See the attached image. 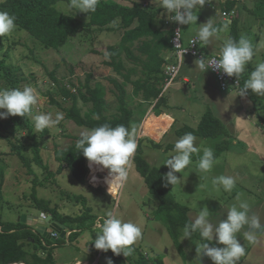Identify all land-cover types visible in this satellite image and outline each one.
Here are the masks:
<instances>
[{
  "label": "rangeland",
  "instance_id": "rangeland-1",
  "mask_svg": "<svg viewBox=\"0 0 264 264\" xmlns=\"http://www.w3.org/2000/svg\"><path fill=\"white\" fill-rule=\"evenodd\" d=\"M118 1L130 5L132 0ZM234 1L236 2L232 15L234 22L222 16L223 11H227V0H206L202 8L198 6V19H204L202 23L212 19L223 42L229 38L238 40L241 35L249 38L253 44L264 39V0ZM208 2L210 6L207 7ZM148 3L150 6L159 7L158 1L153 3L152 0H148ZM69 5L70 0H62L57 7L65 14L77 15L86 21L89 19L86 13L77 12ZM143 5L145 6V2ZM198 19L196 24L184 25L182 32L184 34L192 33L193 30L198 32L200 25ZM122 33L94 29L88 33H80L58 50L44 48L25 31L20 33L15 29L10 35L5 36L3 51L9 49L6 62L14 65V73L19 84L15 87L12 81H8L2 69L0 89H22L25 85H30L37 88L41 98L37 105L33 106L32 115L25 116L31 126V132L28 128L16 126L11 121L12 116L0 119V184L3 181L0 221L17 223L25 215L40 217L42 213L35 201L36 195L38 199L46 200L48 206L56 209L63 217L65 215L78 217L85 213L88 207L93 210V218L82 228L75 229L78 234L70 238L69 242L68 239L59 238V243L54 249V256L59 264H80L79 261L92 262L96 259L98 264H107L109 259L114 264L111 250L107 252L97 250L93 243L100 232L99 227H96L97 222L106 218L109 212L118 214L124 221L137 223L142 228V239L133 245L134 251L129 255L131 264H139L141 254L145 258H160L164 264H213L209 257L197 252L202 243L193 234L188 239H185L184 233L182 234L180 244L183 253L180 251L179 244L169 233L167 223L157 218L155 205L151 202L157 200L149 193L144 178L138 173L135 164L130 169L121 192L120 190L108 192V185L105 183L108 170H102L100 166L91 168V177L96 178L91 182L94 187L89 182V174L84 184L80 183L66 167L61 174H57L60 163L55 160V151L71 146L75 138L85 130L65 119L64 108L71 107L72 103L64 100L60 88L64 86L75 93L76 88H82L91 75L92 87L102 83L106 88L108 115L117 114V91L109 78H117L120 81L122 78L104 62L108 60L106 55L108 47L118 45ZM189 57L193 58L190 55L183 57L182 67ZM124 60L130 67L129 61L126 58ZM174 60L175 64H178V58ZM260 62H264V50L254 55L241 76L249 79L250 73ZM200 73H194L196 76L188 85L183 82V71L180 76L178 75L167 94L169 100L170 98L175 100L176 106L170 109L174 113H194V116L200 112L204 114L210 109L217 116L219 111L216 113V104L224 105L226 113L221 112L225 116L224 122L230 133V146L208 172L199 171V160L191 159V164L182 173L176 174L183 177L180 183L175 186L169 185L172 195L176 202L189 209L191 221L206 206L211 213L210 222L216 225L226 218L227 211L233 204L239 203L236 196L242 193L241 199L250 205L249 215L260 216L261 224L264 225V95L253 94L250 90L244 97H240V92L237 91L224 92L210 72ZM185 88L190 92V102L184 99ZM127 92L128 105L136 111L130 130L134 131L138 144H141L145 160L151 167H156L166 174L169 169L164 163L175 155L174 149L166 150V147L175 145L181 138L175 134V129L179 127L176 126L161 141L163 148H154L152 142L159 143L163 135L168 133L170 126H162L160 119L164 116L153 115L151 107L147 104L140 106L141 101L132 98V85L127 86ZM54 101L62 107L55 105ZM78 105L83 112L91 106L85 105L82 101ZM49 112L53 114L61 112L64 119L53 128L37 132L32 116ZM17 117L20 120L25 118ZM164 123L166 124L165 121ZM189 126L194 125L190 123ZM220 140L198 138L200 152L197 155L201 156L205 148L214 151ZM35 145L40 149L46 169L40 167L34 159ZM16 147H21V154L29 162L30 168L22 162ZM99 172L101 176L98 175ZM221 175L236 178V186L231 192L224 191L222 186L218 188L212 184V179ZM109 194L113 198L108 196ZM78 196H83L87 202L77 199ZM66 227L72 228L70 223ZM246 231H255L258 243L253 244L245 240L243 233ZM237 235L246 248V255L240 258L238 264H264V229L253 230L245 226ZM211 245L223 247L217 245L215 240Z\"/></svg>",
  "mask_w": 264,
  "mask_h": 264
},
{
  "label": "trees",
  "instance_id": "trees-1",
  "mask_svg": "<svg viewBox=\"0 0 264 264\" xmlns=\"http://www.w3.org/2000/svg\"><path fill=\"white\" fill-rule=\"evenodd\" d=\"M60 1L62 0H3L0 2V11H7L14 15L16 29L20 33L25 31L48 50H58L80 33H88L94 29L123 32L120 43L108 47V60L104 62L122 78V81L109 78L117 91V114L108 115L106 88L102 83H97L92 87L90 85L91 75H89L86 83L82 85V88H76L75 93L64 86L60 88L64 100L72 103L71 107L64 108L65 119L85 129H92L107 123L112 127L122 124L130 130L136 111L128 105L127 86L129 84L133 86L132 98H138L141 101L140 106L147 104L152 108L154 115L161 114L162 107L167 105V99L163 93L166 78L164 66L168 63L175 64L174 59L176 58V49L172 43L174 30L166 25L168 14L160 7L150 5L145 7L143 3L148 0H132L130 5L122 4L118 0H99L96 11L85 14L89 17L86 21L80 16L68 15L60 11L57 7ZM229 2L230 0L227 3ZM234 6L235 1H232L227 7V12L233 11ZM4 39L5 36L0 37V70L3 69L6 79L12 81L17 87L19 80L14 73V65L6 62L9 49L3 51ZM124 58L129 61L130 67L127 66ZM133 76L137 78L134 79ZM54 80L58 82L56 78ZM239 80L241 90L245 79L240 75ZM80 101L91 106L83 112L78 105ZM53 103L62 107L56 101ZM11 121L19 128H28L30 132L32 131L27 117L20 120L17 116H12ZM188 132L204 140L221 139L214 148L215 161L229 150L230 133L227 126L210 109L202 115L196 127L186 125L175 129V134L179 137ZM79 138L80 136L75 138L74 143L68 148L57 149L55 160L60 163L57 174H61L66 167L80 183L84 184L87 181L89 170L88 161L84 158L82 151L75 147ZM152 144L154 148H163L161 142L153 141ZM16 149L22 162L30 168L29 162L21 154V147H16ZM34 149L36 163L46 169L40 149L37 145ZM170 149H174V145L166 147V150ZM199 158L200 156L193 154L191 159L199 160ZM133 164L144 178L149 193L158 201L155 209L157 218L167 223L171 237L176 240L183 253L180 238L184 233L185 225L191 222L189 209L176 202L169 185L164 187L165 182L162 177L165 173L156 167H151L145 160L140 143L133 157ZM2 184L3 181L0 184V197H2ZM34 197L42 214L51 216L52 221H58L65 226L68 223L71 224L72 228L66 227L71 231L69 239L78 234L75 229L85 226L94 216L91 207H88L85 213L78 217L69 215L63 217L56 209L50 208L46 200L38 199L36 195ZM76 198L84 203L87 202L83 196ZM34 230L21 221L17 223L0 221V264H58L54 249L59 239L57 243H53ZM192 234L202 244L211 243L202 240L199 232ZM113 257L114 264H131L132 262L130 256L126 258L122 253L119 256L113 254ZM140 257L139 264H164L160 258H145L142 254Z\"/></svg>",
  "mask_w": 264,
  "mask_h": 264
},
{
  "label": "clouds",
  "instance_id": "clouds-1",
  "mask_svg": "<svg viewBox=\"0 0 264 264\" xmlns=\"http://www.w3.org/2000/svg\"><path fill=\"white\" fill-rule=\"evenodd\" d=\"M152 2L156 3L157 0ZM98 3L99 0H70L69 7L77 12L88 14L96 11ZM158 3L159 7L168 14L170 21L179 25H193L197 23L198 6L202 8L206 0H158ZM15 20L14 15L7 11H0V37L10 35L16 29ZM198 29L197 38L206 45L212 38L218 37V29L214 26L212 19L200 24ZM261 50H264V39L253 44L244 35H241L238 40L229 38L221 46L218 59L213 58L207 61L204 57L197 59L194 61L195 69L198 68L204 73L212 69L238 79L244 73L248 62ZM249 90L253 94L264 95V62L258 63L250 73L239 96H246ZM40 98L37 88L30 85H25L22 89H0V110H4L0 111V119H6L9 116H31L33 106L37 105ZM32 119L36 131L42 132L57 126L64 119V114L41 113L32 116ZM197 139L192 132H188L175 142V155L164 163L169 169L162 177L165 182L164 187L178 185L183 179L176 174L182 173L191 164L192 155L200 152ZM75 147L82 151L84 158L89 162L90 169L100 166L102 170H108L105 183L108 185V192H115L123 188L128 179L138 142L134 131H130L124 125L112 127L105 123L82 131ZM214 162L213 149L205 148L198 161V170L208 172L213 168ZM92 179L95 180V177ZM212 184L218 188L222 186L224 191L231 192L236 186V178L221 175L214 177ZM241 196L242 193L237 194L236 200L239 203L233 204L228 209L226 218L218 224L213 225L210 222L211 213L205 206L193 221L185 225V239L190 238L192 233L199 232L202 240L209 242L215 240L217 245H223V247H217L210 246L211 243H203L197 249L200 255L209 257L213 264H238L240 258L246 255V248L244 244H241L237 234L245 226L253 230L264 229L260 216L249 215L250 205L246 200H242ZM97 223L100 232L93 242L97 250L104 252L111 250L113 254L119 256L122 253L127 258L134 251L132 246L142 239L141 226L132 221L122 220L116 213L109 212L102 224L99 221ZM243 236L249 243H258L255 231H246ZM107 264H112L111 259L107 261Z\"/></svg>",
  "mask_w": 264,
  "mask_h": 264
},
{
  "label": "crops",
  "instance_id": "crops-1",
  "mask_svg": "<svg viewBox=\"0 0 264 264\" xmlns=\"http://www.w3.org/2000/svg\"><path fill=\"white\" fill-rule=\"evenodd\" d=\"M228 1L229 0H227V2ZM232 1H234V0H230V2H229L228 5H230ZM208 6H210L209 5V2H208L207 7ZM224 12H227V11H223V13ZM232 12H234V9H233ZM223 13H222V16H223ZM203 21H204V19H201V18L198 19V24H202ZM182 30L184 31V25H182ZM186 30H188V28H186ZM197 33L198 32L195 31V30H193L192 33L186 32L184 34V32H182V43H183V45L184 46H187L190 43L191 39H193L194 37L197 36ZM221 38H222L221 35L218 33V37L217 38H212L211 39V42L209 44L206 45V44L203 43L202 50L204 51V53L208 57L209 56H214V55H218L219 56L220 48H221V46L224 43L223 41L220 40ZM187 60H186L185 66H184L185 68L181 66L182 67V70L180 69V72L181 73L183 71V78L182 79H183V82H184L185 85H188L194 79V76H196L194 73H196V72L200 73V70L198 68L195 69L194 61L197 60V59L194 58V57L193 58L192 57H189V58H187ZM184 70H185V72H184ZM208 72H210L213 75V78H215V80H217L216 77L214 76V74L211 71L208 70ZM180 74H179V76H180ZM242 77L246 81V78L244 76H242ZM172 85H173V83H172ZM172 85L167 89L166 92H164L165 93V98L167 99V105L162 107L161 115L164 116V118L160 119L161 125L162 126L166 125V127L168 125V126H170V129L167 131L168 133H166V134L163 135V137L159 140V142H161L170 133V131H172L176 126H178L180 128V127H183V126H186V125L189 126V124L192 123L194 125L193 127H196L198 125L199 119L203 115V113H201V112L199 114H196L195 116H194V113H187V114L186 113H183V112L174 113L170 108L176 106L174 104V101L175 100L173 98H170V100H169V98H167V94L171 90L170 88L172 87ZM183 93H184L183 96L185 97L184 99H186L187 102H190L191 97L189 96V93L190 92L188 91V89L185 88V90H184ZM218 111H219V114L217 116L224 122L225 116L223 115V113L221 111H224L226 113L225 106L222 105V104H216V113ZM238 115H239V113H238ZM164 121L166 122V124L164 123ZM225 125H226V123H225ZM93 181L94 180L92 179V177H90V182H93ZM93 189H97V188H93ZM108 196L112 197V195H110V194ZM151 202L155 205V208L158 206V202L157 201H151ZM92 212H93V210H92ZM102 222H103V219L100 220V223L101 224H102ZM96 227H98V225ZM70 235H71V231H70L69 234H67V237L65 238V239H68V242H69V236ZM58 239H57V241H58ZM79 262H81V264H98V260L97 259L94 260V261H92V262H89L88 260H83V261H79Z\"/></svg>",
  "mask_w": 264,
  "mask_h": 264
},
{
  "label": "built area",
  "instance_id": "built-area-1",
  "mask_svg": "<svg viewBox=\"0 0 264 264\" xmlns=\"http://www.w3.org/2000/svg\"><path fill=\"white\" fill-rule=\"evenodd\" d=\"M150 5V3H148V1L145 2V7H148ZM234 12H224L223 13V17L224 19H230L231 21L233 20V15ZM166 25L169 28H173L174 30V37L172 39V43L176 49V57L178 58V64H173V63H168L164 66V74H165V82H164V88H163V93L167 91V89L172 85V83L177 79L179 73H180V69L182 66V57L190 55L195 57L196 59H200L202 57H204V59L210 60L213 58L218 59L219 56L218 55H214V56H209L207 57L205 55V53L202 51V45L203 42L200 41L197 36L194 37L193 39H191L190 43L187 46H184L182 43V25H179L178 23L174 22V21H170L168 18L166 20ZM209 71H211L214 76L216 77L220 88L222 91H237L240 92V86H241V82L239 80V78L237 79L235 76L233 77H228L227 75L219 72V71H215L212 69H209ZM87 168L89 170V182H90V177H91V170L89 167V162L87 163ZM99 176H101V173H98ZM91 186L92 183L90 182ZM121 192V189H120ZM119 195V194H118ZM116 195V196H118ZM115 196V197H116ZM43 221H45L47 219L48 216H46L45 214L41 215ZM52 238L54 239H58L59 235L56 232L52 233Z\"/></svg>",
  "mask_w": 264,
  "mask_h": 264
},
{
  "label": "water",
  "instance_id": "water-1",
  "mask_svg": "<svg viewBox=\"0 0 264 264\" xmlns=\"http://www.w3.org/2000/svg\"><path fill=\"white\" fill-rule=\"evenodd\" d=\"M21 223L27 224L34 228L36 232L39 233L43 238L50 240L53 243H57V239L52 238L53 232H56L60 239H65L67 234L70 233L64 224L58 221L52 222L51 216H48L47 219L43 221L41 216L33 218L25 215L21 218Z\"/></svg>",
  "mask_w": 264,
  "mask_h": 264
}]
</instances>
